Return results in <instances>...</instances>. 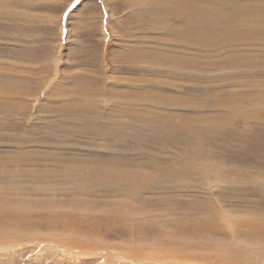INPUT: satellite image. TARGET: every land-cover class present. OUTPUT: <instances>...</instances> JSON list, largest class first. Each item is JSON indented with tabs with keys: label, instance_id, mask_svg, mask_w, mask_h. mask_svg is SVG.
<instances>
[{
	"label": "rangeland",
	"instance_id": "1",
	"mask_svg": "<svg viewBox=\"0 0 264 264\" xmlns=\"http://www.w3.org/2000/svg\"><path fill=\"white\" fill-rule=\"evenodd\" d=\"M234 1L0 0V67L17 68L9 88L23 94L17 110L0 102V231L21 225L0 264H243L212 254L230 238L216 206L264 222V106L246 113L264 101L244 95L245 80L264 84V0ZM69 159L118 177L60 175Z\"/></svg>",
	"mask_w": 264,
	"mask_h": 264
},
{
	"label": "bare ground",
	"instance_id": "2",
	"mask_svg": "<svg viewBox=\"0 0 264 264\" xmlns=\"http://www.w3.org/2000/svg\"><path fill=\"white\" fill-rule=\"evenodd\" d=\"M2 1V0H1ZM234 1V0H233ZM230 2V1H229ZM235 2V1H234ZM1 5V4H0ZM107 7V6H106ZM109 12V11H108ZM110 14V13H109ZM245 23V22H244ZM246 28L248 29L249 28V30H252L253 28H255V29H258V30H264V25H261V26H254L253 24H251V23H246ZM252 26H254L253 28H251ZM62 31V30H61ZM137 45V44H136ZM59 60V59H58ZM20 70V69H19ZM16 72H18L17 71V68L15 69V68H7V67H0V79H3V80H7V81H4V82H2V83H0V102L1 101H3L4 99L6 100V98L7 99H9L11 102H12V104L13 103H15L16 105H15V108L14 109H16V108H19L18 107V103H20L18 100H20V99H17V98H19V97H21V96H23V94H21V91L19 92L18 91V89H16V83H15V89L16 90H12V88H14V87H10L9 88V86H12L11 84V82H10V79L13 77V76H15V73ZM20 73V72H19ZM17 74V73H16ZM19 77V76H18ZM17 77V78H18ZM15 78H16V76H15ZM14 78V79H15ZM21 78H22V76H21ZM252 80H253V82H246V80L244 81L245 83H247L246 85L249 87L248 89L246 88V91L247 92H245L244 93V95L245 96H247V98H249V97H253V98H255V102H257V101H264V84H262L261 83V81L260 80H258V78H252ZM12 81V80H11ZM257 81H259V82H257ZM14 84V83H13ZM245 85V84H244ZM142 88H143V86H142ZM58 89V88H57ZM62 89V88H61ZM64 90V89H63ZM14 91V92H13ZM54 91H56V90H54ZM72 91V90H71ZM62 92V91H61ZM80 92V91H79ZM79 92L77 93V94H79ZM81 92H83V91H81ZM80 92V93H81ZM74 93V92H73ZM75 93H76V91H75ZM126 93V92H125ZM143 93V92H142ZM65 94H66V92H65ZM26 95H28V94H26ZM25 95V97L27 98V96ZM51 95L52 96H57V94H56V92H51ZM60 95V94H59ZM76 95V94H75ZM80 95H82L81 97L79 96L78 97V99L79 98H81L80 100H86V101H90L91 103H93L94 101H97V100H95V98L91 95L89 98H88V95L89 94H85V93H81ZM255 96V97H254ZM62 97V96H61ZM67 97V96H66ZM73 97V96H72ZM71 97V98H72ZM77 97V96H76ZM96 97V96H95ZM22 98V97H21ZM31 99H32V97H30ZM34 98H36V97H34ZM108 98V97H107ZM246 98V99H247ZM58 99V98H57ZM78 99H77V102H78ZM8 100V101H9ZM61 100L64 102V106H65V104L66 105H68V106H72V105H70L69 104V100H67L66 98H61ZM10 101H9V103H10ZM21 101V100H20ZM29 101H31V100H29ZM34 101L35 100H32V102L34 103ZM57 101V100H56ZM129 101H131V100H129ZM6 102V101H5ZM58 102V101H57ZM74 103H75V101H73ZM73 102H72V104H73ZM84 102V101H83ZM134 102V101H133ZM2 103V102H1ZM4 103V102H3ZM24 103H28L27 101H24ZM24 103H23V110H25L26 111V105H24ZM56 103V102H55ZM80 102H78V103H75V104H79ZM90 103V104H91ZM98 103V102H97ZM115 103V102H114ZM125 103V102H124ZM130 103V102H129ZM43 104V103H42ZM59 104V103H58ZM63 104V103H62ZM61 104V105H62ZM116 104V103H115ZM127 104V103H126ZM135 104V103H134ZM258 104V103H257ZM1 105V104H0ZM60 105V104H59ZM60 105V106H61ZM117 105V104H116ZM119 105V104H118ZM148 105V104H147ZM3 106V105H2ZM6 106V105H5ZM8 106V105H7ZM6 106V107H7ZM141 106V105H140ZM263 106L264 105H261V106H252L251 105V107L252 108H249V111L251 112V113H249V112H247L246 110H245V108H244V111H246V113H248L249 115H251V116H253L252 114H254V113H256V112H258L259 110H262L263 109ZM10 107V106H9ZM66 107V106H65ZM84 107V106H83ZM129 106L127 105V108H128ZM139 107V106H138ZM142 107V106H141ZM145 107V106H144ZM72 108H75V106H73ZM95 108V107H94ZM93 108V109H94ZM67 109H71V108H67ZM96 109V108H95ZM99 109V108H98ZM122 109V108H121ZM8 110V109H7ZM10 110H11V108H10ZM17 110V109H16ZM58 110V109H57ZM64 110V109H63ZM109 110V109H108ZM131 110V109H130ZM97 111V110H96ZM95 111V112H96ZM99 112H100V110H98ZM110 111V110H109ZM113 111V110H112ZM142 111V110H141ZM144 111H146V109L144 110ZM256 111V112H255ZM115 112V111H114ZM143 112V111H142ZM112 116H114V115H112ZM121 116H122V114H121ZM124 116V115H123ZM255 116V115H254ZM207 122V121H206ZM208 126H209V124H208ZM102 128V127H101ZM100 132V131H99ZM41 152H43V153H45L46 154V156H48V157H61L60 156V154H61V151H55V150H52V151H49V149H47V150H44V151H42L41 150ZM60 153V154H59ZM26 155H27V153H25ZM63 154V153H62ZM18 156V155H17ZM23 156V155H22ZM21 156V157H22ZM66 156V155H65ZM63 157V156H62ZM68 157V156H67ZM10 158H11V156H10ZM13 159V158H12ZM52 159H54V158H52ZM72 159H74V158H72ZM72 159H69V161H71L72 163H69L68 165H65L64 163H62L60 160L58 161V164L60 165V164H62L63 166L61 167V166H59V169H58V173H60V175L63 173V171L66 169L67 170V167H69V166H76V168L75 169H77L78 168V171L79 172H83L84 171V169L86 168V167H88V166H84V165H81V164H73V163H75V160H72ZM15 160V159H14ZM13 160V161H14ZM21 160H23V159H16L14 162H15V165H20V163H19V161H21ZM79 162H81V161H79ZM13 164V163H12ZM7 165L8 166H11V164H3V166L4 167H7ZM220 165H215L214 166V168L213 167H211V168H213V170L212 171H214V173H212V175L213 174H215L214 175V177L212 178V179H216V181H219L220 180V178H219V176H217V175H219L218 174V172H220V167H219ZM222 166V165H221ZM56 167H57V164H56ZM113 167V166H112ZM224 167V166H223ZM88 168H91L94 172H98V173H100V174H102L101 172L103 171L102 169H105L104 167H100V168H98V167H96V166H89ZM108 168V167H107ZM110 168V167H109ZM112 169V168H111ZM121 169H123V168H121ZM4 170V172H6V173H9V174H11L9 171L11 170V169H3ZM43 170H46V169H43ZM107 172H108V170L107 169H105ZM104 170V171H105ZM120 170V169H119ZM133 170V169H132ZM54 171V170H53ZM68 171V170H67ZM105 171V172H106ZM113 171V170H112ZM111 170L108 172V173H110L111 174V176L113 175V174H117V171H118V167L115 169V173H113ZM134 171V170H133ZM209 171V170H208ZM20 172H23V171H21L20 170ZM44 172V171H43ZM69 172V171H68ZM77 172V171H76ZM76 172H74V169L72 168V174H75L76 176L77 175H79L78 174V172L76 173ZM130 172V171H129ZM216 172V173H215ZM55 173V172H54ZM86 173V172H85ZM104 173V172H103ZM132 173V172H131ZM138 173V172H137ZM104 174H106V173H104ZM127 174H128V172H127ZM70 175V174H69ZM81 175V174H80ZM103 175V174H102ZM124 175V174H123ZM132 175V174H131ZM43 177H46V176H44V175H42ZM42 176L41 177H39L40 179L42 178ZM110 176V175H109ZM156 175H154V177H155ZM209 176H210V174H209ZM7 177V176H6ZM11 177V176H10ZM55 177V176H54ZM62 177H64L65 178V176H62ZM117 177H118V174H117ZM120 177H122V176H120ZM211 177V176H210ZM3 178V177H2ZM8 178V177H7ZM57 178V177H56ZM83 178V177H82ZM19 179V177H15V179H9L8 181H9V183H8V186L7 187H10V189L12 190V189H15V191H16V198L17 199H19V198H22L23 197V184H20V182L19 181H14V180H18ZM37 179V178H36ZM58 179V178H57ZM79 179V178H78ZM211 179V180H212ZM65 180V179H64ZM64 180H61V181H64ZM82 180V179H81ZM256 180V179H255ZM48 181V180H47ZM6 182V181H5ZM47 183V182H46ZM62 183H64V184H66L65 183V181L64 182H62ZM63 184V185H64ZM62 185V184H61ZM72 185V184H71ZM78 185V184H77ZM80 186V185H79ZM47 187V186H46ZM4 188V187H3ZM48 188V187H47ZM47 188H46V191H48L47 190ZM62 188V187H61ZM74 188V186L72 187V186H66V188H65V190H67V191H69V192H71V190ZM84 188V187H83ZM88 187H86V189H87ZM49 189V188H48ZM10 190V191H11ZM37 190V189H36ZM88 190H89V188H88ZM38 191H40V190H38ZM14 192V191H13ZM45 193V192H44ZM47 193V192H46ZM34 194V193H33ZM167 194V193H166ZM0 198H2L1 197V195H0ZM5 199V198H4ZM109 200V199H108ZM18 204V203H17ZM50 207V206H49ZM52 207V206H51ZM15 208L16 209H19V208H21V207H18V206H15ZM26 208V207H25ZM89 208V207H88ZM22 209H23V207H22ZM79 209V208H78ZM223 209V208H222ZM64 210V209H63ZM82 210V209H81ZM124 210V209H123ZM216 210L218 211V213H219V220L217 221V223H216V225H217V227L221 230V231H223L225 234H228V235H230L229 237V242L226 244H224L221 240H217L216 242H215V244L216 245H218L219 247L221 246V248L220 249H218L217 251H214V253H212L213 254V256L215 255V257H218L220 260H227L228 258H229V260L231 259V260H234V261H240V262H242L243 264H250L251 263V261L253 260L254 261V258L256 257V256H254L255 254H257L259 251H263L264 252V242L263 243H260V238H262V239H264V222H252V221H250L251 223H249V221L247 220V221H245L243 218H241V217H239V216H236V215H234V214H232L230 211H223L224 213H222L221 211H219L220 209L219 208H217V206H216ZM11 211V210H10ZM13 211V210H12ZM31 211V210H30ZM29 211V212H30ZM80 211V210H79ZM84 211H86V210H83V212ZM130 211V210H129ZM132 211V210H131ZM29 212H28V215H29ZM52 212V211H51ZM82 211H80L79 212V214H83V213H81ZM2 213V212H1ZM58 213V212H57ZM67 213V212H66ZM14 214V213H13ZM16 214H17V212H16ZM12 215V214H11ZM15 215V214H14ZM61 215V214H60ZM16 216V215H15ZM18 217V216H17ZM39 218V217H38ZM57 218V217H56ZM60 219H61V217H59ZM134 218V217H133ZM4 219V218H3ZM3 219H2V221H3ZM64 219V218H63ZM56 220V219H55ZM250 220V219H249ZM7 221H9V219L7 220ZM7 221H6V223H7ZM58 221V220H57ZM66 221V220H65ZM72 221H74V220H72ZM60 222H61V220H60ZM68 222V221H67ZM67 222H65L66 224H67ZM6 223H3L4 225V227L3 228H1V229H3L2 231H5L4 233H2V231H0V240H4V239H7V237H5L6 235H8L10 232H13L14 230V228H16V229H20V227H21V225H19V224H17V223H15V222H13V223H10L9 222V224L7 223V225L8 226H6ZM50 224V223H49ZM18 225V226H17ZM247 228H246V227ZM8 227V228H7ZM12 227V228H11ZM9 228H11L10 229V232L8 231L9 230ZM246 228V229H245ZM32 229V228H31ZM22 232H23V230H21ZM8 232V234H6ZM41 233V235H43V233L42 232H40ZM39 233V234H40ZM35 234H37V233H35V232H33L32 231V233H18V234H16V235H12L13 236V238H23V237H34L35 236ZM47 234V233H46ZM246 234H248V236H252V234H255L256 235V237H257V240L254 238V240L256 241V244L254 243V242H252L251 243V240L249 241L248 239H247V237H245L246 236ZM48 236H49V234H47ZM9 236H10V234H9ZM51 236H55V235H51ZM51 236H49V237H51ZM173 234H169V235H165V238L164 239H166V241L167 242H170V243H174L175 242V239H173ZM177 237V236H176ZM11 238V237H10ZM59 238V237H58ZM184 238V237H183ZM25 239V238H24ZM182 239V238H181ZM224 239V238H223ZM29 240V239H28ZM60 240V239H59ZM62 240V239H61ZM189 240H190V238H189ZM207 240V239H206ZM21 241V240H20ZM184 241H187V240H184ZM226 241V240H225ZM264 241V240H263ZM2 242V241H1ZM35 242V241H34ZM41 242V241H40ZM53 242V241H52ZM190 242V241H189ZM59 243V242H58ZM204 243V242H203ZM7 244V243H6ZM10 244V243H9ZM56 244V243H55ZM221 244V245H220ZM60 245V244H59ZM178 245V244H177ZM187 245V244H186ZM4 246V245H3ZM8 246H10V247H14L15 245H8ZM56 246V245H55ZM72 246V245H71ZM193 246V245H192ZM195 247V246H194ZM217 247V246H216ZM68 248V247H67ZM72 248H74V247H72ZM61 249V248H60ZM140 249H141V247H140ZM66 250V249H65ZM77 250V249H76ZM86 250V249H85ZM170 250V249H169ZM187 250V248L186 247H183L182 248V250L181 251H179V250H174L175 252H173V253H177V252H179V253H181V254H185V252H187L186 251ZM64 251V250H63ZM87 251V250H86ZM90 251V250H89ZM88 251V252H89ZM135 251H137V250H135ZM164 251V250H163ZM172 251V250H171ZM190 251V250H189ZM68 252V251H67ZM74 252H75V249H74ZM87 252V253H88ZM132 252V251H131ZM192 252V251H191ZM204 252V251H203ZM64 253V252H63ZM91 253V252H90ZM118 253V252H117ZM193 253H195V252H193ZM210 253V252H209ZM209 253H205V255L207 254V256H209V255H211V254H209ZM74 254V253H73ZM86 254V253H85ZM116 254V253H115ZM134 254V253H133ZM78 254H76V256H77ZM81 255V254H80ZM121 255V254H120ZM190 255V254H189ZM73 256V255H72ZM82 256V255H81ZM83 256H85L84 254H83ZM124 256V255H123ZM182 257H183V255H181ZM212 256V258H210V259H214V257ZM118 257V256H117ZM128 257V256H127ZM178 257V256H177ZM194 257V256H193ZM196 257H197V255H196ZM80 258V257H79ZM129 258H131V257H129ZM181 258V257H180ZM187 258V257H186ZM75 259H77V258H75ZM147 259V258H146ZM158 259V258H157ZM189 259V258H188ZM192 259V258H191ZM209 259V258H208ZM159 260V259H158ZM161 260V259H160ZM215 260V259H214ZM250 260V261H249ZM155 261V260H154ZM192 261H194V259L192 260ZM206 261V260H205ZM218 261V260H217ZM129 262V261H128ZM145 261H143L142 263H144ZM156 262V261H155ZM219 262V261H218ZM225 262V261H224ZM158 263V262H157ZM156 263V264H157ZM160 263V262H159ZM158 263V264H159ZM167 263V262H166ZM169 263V262H168ZM173 263H175V262H173ZM225 263H227V262H225ZM231 263V262H230ZM234 263V262H233ZM140 264V263H139ZM150 264V263H149ZM180 264V263H179ZM185 264V263H184ZM194 264V263H193ZM224 264V263H223ZM260 264V263H259Z\"/></svg>",
	"mask_w": 264,
	"mask_h": 264
}]
</instances>
